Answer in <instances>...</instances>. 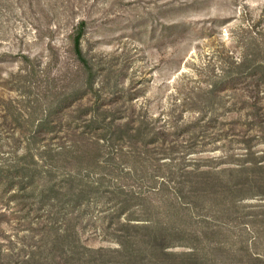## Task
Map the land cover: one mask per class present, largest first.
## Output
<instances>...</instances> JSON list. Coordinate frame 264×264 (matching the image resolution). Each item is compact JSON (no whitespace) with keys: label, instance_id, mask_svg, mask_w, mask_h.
Masks as SVG:
<instances>
[{"label":"rangeland","instance_id":"obj_1","mask_svg":"<svg viewBox=\"0 0 264 264\" xmlns=\"http://www.w3.org/2000/svg\"><path fill=\"white\" fill-rule=\"evenodd\" d=\"M0 264H264V0H0Z\"/></svg>","mask_w":264,"mask_h":264},{"label":"trees","instance_id":"obj_2","mask_svg":"<svg viewBox=\"0 0 264 264\" xmlns=\"http://www.w3.org/2000/svg\"><path fill=\"white\" fill-rule=\"evenodd\" d=\"M85 32V22L81 21L77 25V28L75 29L74 35H73V51L74 54L79 61V63L82 65V67L88 72H91V67L88 64V61L84 58V55L82 53L81 49V40Z\"/></svg>","mask_w":264,"mask_h":264}]
</instances>
